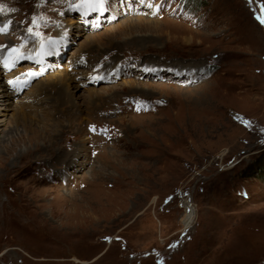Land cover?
I'll return each instance as SVG.
<instances>
[{
	"label": "rangeland",
	"instance_id": "obj_1",
	"mask_svg": "<svg viewBox=\"0 0 264 264\" xmlns=\"http://www.w3.org/2000/svg\"><path fill=\"white\" fill-rule=\"evenodd\" d=\"M262 9L0 0V26L12 22L0 57L22 41L24 57L0 63L24 75L0 92L11 95L0 98H11L0 101V139L15 149H0V264H264ZM137 17L159 30L111 33ZM30 89L45 99L22 108ZM18 111L30 119L16 130ZM43 115L45 134L32 136Z\"/></svg>",
	"mask_w": 264,
	"mask_h": 264
},
{
	"label": "bare ground",
	"instance_id": "obj_2",
	"mask_svg": "<svg viewBox=\"0 0 264 264\" xmlns=\"http://www.w3.org/2000/svg\"><path fill=\"white\" fill-rule=\"evenodd\" d=\"M133 27H138V28H140L139 30H141V28H146V29H154V30H159V23L157 22V21H154V20H150V19H146V17L145 18H142V17H137V18H135V19H132V20H128V21H125L124 23H122L120 26H117V27H113V29L111 28V33H113V32H122V31H126V30H128V29H131V28H133ZM113 35V34H112ZM141 36V35H140ZM140 38V37H139ZM145 53V52H144ZM4 54V53H3ZM2 54V55H3ZM12 56H14V53L13 54H11ZM7 56H9V55H7ZM6 56V57H7ZM145 56V55H144ZM39 57V56H38ZM146 57V56H145ZM36 57L34 58H32V62H40V60L37 58L36 60ZM25 60H27V61H29L28 59H25ZM140 66V65H139ZM141 68L142 67H140L138 70H141ZM159 68V67H158ZM165 68V67H164ZM184 67H182L181 69H179V68H177V69H174V71H175V74L177 75V76H179L180 78L182 77V75L183 74H185V72H184ZM158 70H161L160 68L158 69ZM164 70V69H163ZM186 70L189 72V74L191 75V74H193V71H192V69L190 68V69H187L186 68ZM1 71L3 72V74L1 73ZM142 71V70H141ZM61 72V71H60ZM56 75V74H55ZM104 75H109V74H102V76H101V78H103V76ZM54 76V75H53ZM91 76H96V77H100V75L98 76V75H91ZM59 77H61V78H55L56 79V82L57 83H63V82H65L66 83V81L68 82V79L67 78H64V76H63V74H60L59 75ZM17 78H19V80H20V83H17V84H15V85H13V84H11L13 87V90L15 91L16 89H18L19 87H18V84H21L23 81V78H24V75H20L19 73L17 74V72H14V73H12V74H10V76L9 75H7L6 76V74L4 73V71L1 69L0 70V92L1 91H4L5 90V86H8V82L9 81H14V80H17ZM67 79V80H66ZM4 80V81H3ZM66 80V81H65ZM96 81H99V80H97L96 79ZM72 83V82H71ZM75 83V82H74ZM40 84V83H39ZM10 85V84H9ZM57 85V84H56ZM41 86V85H40ZM60 86H62V85H60ZM55 88V87H54ZM67 88V87H66ZM69 88V87H68ZM76 88H80V87H78V85L75 87V89ZM49 90V89H48ZM63 91V94H62V98H63V96L65 95V96H68V98H70V99H72L73 98V95H72V93L68 90V89H62ZM38 91V90H37ZM106 91H107V89H106ZM33 90L32 89H30L29 91H27L26 92V95L23 97V105H21L22 106V108H25L24 106H26V107H28V108H34V107H37V101H35V99H37V100H44L45 98H43V95L42 96H38L39 97V99L38 98H36L35 96H34V94H33ZM35 93V92H34ZM99 93H101V92H95L94 93V95H98ZM103 94V93H102ZM41 95V94H40ZM46 95V94H45ZM7 96H11V95H8V94H0V98H4V97H7ZM92 97H93V94L92 93H90V95H89V97H88V100L89 101H92ZM61 98V99H62ZM11 99V98H10ZM10 99H0V101L1 102H3V103H6V104H10L11 102H10ZM48 99V98H47ZM40 101V102H41ZM66 102V101H65ZM1 108H3V109H5L6 107H0V109ZM8 110V109H7ZM43 111V110H42ZM29 116V115H28ZM30 119V117H27V115L25 114V113H20L19 111L17 112V113H15V114H13L12 115V123H14L15 124V129L17 130V126H18V124L19 123H24L25 124V126H27L26 125V123H27V120H29ZM36 119V118H35ZM38 119V118H37ZM36 119V120H37ZM40 120L39 121H41L40 122V124H42V125H37V127L39 128V127H41L42 128V130L40 131V130H33L32 129V131H31V133H32V136H35V135H37V133L39 134L40 132H42V134L44 133V130L46 129V127H48L49 126V123L47 122V120H49V119H47V117H45L44 115H43V117H40L39 118ZM51 121H53V120H51ZM36 124V123H35ZM39 124V123H38ZM13 125V124H12ZM54 125V124H53ZM33 126V125H32ZM55 126V125H54ZM19 127V126H18ZM29 129H30V127H28ZM55 128V127H54ZM57 128V127H56ZM25 130H26V128H25ZM21 132V131H20ZM51 132V131H50ZM12 133V132H11ZM26 133V132H25ZM49 133V132H48ZM53 133H54V129L52 130V135H53ZM21 134V133H20ZM45 134V133H44ZM50 134V133H49ZM40 135V134H39ZM9 136V135H8ZM24 137V136H23ZM37 137H39V136H37ZM5 134H4V136H2V138L0 139V149H4L5 151H9V150H13V151H15V149H13V148H10V146H7L6 145V142H5ZM9 138V137H8ZM21 139V138H20ZM12 152V151H11ZM77 153V152H76ZM76 153H74V155L73 156H75V154ZM69 160H71V158L69 159ZM68 160V161H69ZM68 163H70V162H68ZM71 164V163H70ZM72 165V164H71ZM182 205L184 206V225L185 226H189V223H190V219L192 218V215H193V210H192V208H191V205L189 204V202L188 201H184V199H183V202H182ZM182 221V222H183Z\"/></svg>",
	"mask_w": 264,
	"mask_h": 264
},
{
	"label": "snow or ice",
	"instance_id": "obj_3",
	"mask_svg": "<svg viewBox=\"0 0 264 264\" xmlns=\"http://www.w3.org/2000/svg\"><path fill=\"white\" fill-rule=\"evenodd\" d=\"M96 2L99 4V6L101 8H103L105 0H96ZM70 7H78V5H70ZM9 11H16V9H9ZM261 12H262L261 16H258L257 18L260 20V22L262 24H264V9H262ZM11 23L12 22L9 21L8 23L0 26V34H7V32L11 28ZM36 23H37V19H36V17H33L32 18V25H35ZM32 25H30L28 27L27 34L29 36L38 35V33H34ZM5 47L6 46H4V45H0V49L5 48ZM22 47H23V41H22L21 45L14 46V47L8 49V52L10 55L8 57H4L3 60H0V63H2L5 68H9V69L12 68L14 66V61H18V60L24 58L23 53L21 52ZM41 47H43V45H41ZM13 53L15 54L14 56L11 55ZM26 75L31 77V76L37 75V73L29 72ZM8 83L15 85L17 83H20V80H19V78H17V80L9 81ZM245 123H248V122H245Z\"/></svg>",
	"mask_w": 264,
	"mask_h": 264
}]
</instances>
